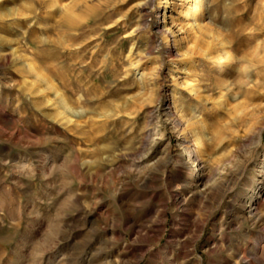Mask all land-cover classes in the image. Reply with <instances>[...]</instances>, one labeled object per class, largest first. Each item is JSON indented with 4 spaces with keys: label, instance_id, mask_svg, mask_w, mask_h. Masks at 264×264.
I'll list each match as a JSON object with an SVG mask.
<instances>
[{
    "label": "rangeland",
    "instance_id": "374dc122",
    "mask_svg": "<svg viewBox=\"0 0 264 264\" xmlns=\"http://www.w3.org/2000/svg\"><path fill=\"white\" fill-rule=\"evenodd\" d=\"M203 2L0 0V264H264V0Z\"/></svg>",
    "mask_w": 264,
    "mask_h": 264
},
{
    "label": "bare ground",
    "instance_id": "6f19581e",
    "mask_svg": "<svg viewBox=\"0 0 264 264\" xmlns=\"http://www.w3.org/2000/svg\"><path fill=\"white\" fill-rule=\"evenodd\" d=\"M179 1V0H178ZM181 1H183V0H181ZM204 0H194V7L192 8V9H188V10H184L183 9V15H190L192 18H194V21L195 22H198L199 21V18L200 17H203L204 15H205V11H206V9H205V7H204V2H203ZM58 4V0H52V5L51 6H55V5H57ZM167 17H169V18H171V16H167V14H165V16H164V21L162 22V24H166V23H168V21H167ZM163 28H164V31H165V34L166 35H169L170 34V30L166 27V26H163ZM195 30H196V32L198 31V32H200L201 34H202V32H203V29H202V27L199 25V24H197V27L196 28H194ZM220 70L221 71H224V67L223 66H220ZM185 84V83H184ZM189 88V91H190V96L192 95V93L194 92V90H195V86L194 85H191V86H189L188 87ZM195 96H196V98H198V94L196 93L195 94ZM187 100L188 101H191V99L188 97L187 98ZM192 146V142H187V145H186V149H190V147ZM196 154H197V152H196ZM186 165V163H185V161H181L180 163H179V165L177 166L178 168V170H181V169H183L184 167H186L185 166ZM198 172L196 171V169H195V171H193L192 172V174H190V176H189V178H188V182H187V184L188 185H193V183L198 179ZM180 177H178V178H176L177 180L179 179ZM206 189V188H205ZM195 190V189H194ZM199 190V189H198ZM198 193H201V192H197V194ZM254 256V255H253ZM257 257V256H256Z\"/></svg>",
    "mask_w": 264,
    "mask_h": 264
}]
</instances>
